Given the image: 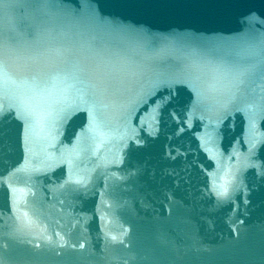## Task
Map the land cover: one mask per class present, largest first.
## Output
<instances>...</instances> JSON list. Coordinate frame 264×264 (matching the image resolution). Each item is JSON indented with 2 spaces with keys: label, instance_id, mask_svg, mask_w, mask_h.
<instances>
[{
  "label": "water",
  "instance_id": "obj_1",
  "mask_svg": "<svg viewBox=\"0 0 264 264\" xmlns=\"http://www.w3.org/2000/svg\"><path fill=\"white\" fill-rule=\"evenodd\" d=\"M0 264H264V0H0Z\"/></svg>",
  "mask_w": 264,
  "mask_h": 264
}]
</instances>
